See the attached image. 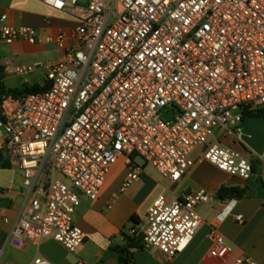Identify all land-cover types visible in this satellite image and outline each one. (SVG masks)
<instances>
[{
    "label": "built area",
    "instance_id": "obj_1",
    "mask_svg": "<svg viewBox=\"0 0 264 264\" xmlns=\"http://www.w3.org/2000/svg\"><path fill=\"white\" fill-rule=\"evenodd\" d=\"M44 3L63 10L79 0ZM87 9L64 58L46 67L49 88L0 104L2 150L26 190L10 234L16 246L52 238L70 252L81 247L85 234L74 220L81 195L97 200L120 159L127 167L121 193L141 180L143 165L172 185L202 161L243 180L264 176V152L222 143L243 144L244 113L264 109V0H87ZM15 40L35 43L38 32L0 26V41ZM174 107L179 113L164 120ZM210 199L204 191L162 194L141 233L131 228L125 237L140 234L146 249L172 259L193 240L203 223L197 207ZM235 204L227 201L218 219ZM210 238V256L224 258V239L215 229ZM233 264L259 263L247 256Z\"/></svg>",
    "mask_w": 264,
    "mask_h": 264
},
{
    "label": "crops",
    "instance_id": "obj_2",
    "mask_svg": "<svg viewBox=\"0 0 264 264\" xmlns=\"http://www.w3.org/2000/svg\"><path fill=\"white\" fill-rule=\"evenodd\" d=\"M87 15V0H79L78 6L67 5L63 10L49 7L44 0H0V18L6 17L4 22L0 21V26L32 27L38 32L35 43L0 41V66L5 71V86L20 89L24 85H43L47 65L64 58L66 49L74 43V29ZM60 34L66 35L61 44L49 42V38L56 39ZM38 62L46 66L27 75L15 72L17 67ZM2 142L0 129V156L9 159L3 154ZM230 143L237 145L232 139ZM243 146L233 148L247 150ZM126 175L127 167L120 159L110 169L97 200L81 195L74 220L84 232L85 241L75 252H70L52 238L43 240L39 246L26 241L20 246L12 243L10 234L23 207L26 190L20 170L12 164L9 167L0 165V264H33L37 258L46 259L50 264H77L80 261L85 264L107 261L110 264H233L236 259L247 256L264 264V176L254 175L243 180L202 161L196 163L180 182L172 185L161 176L147 175L143 167L141 180L121 193ZM223 186L246 188L247 195L233 199L236 204L232 215L219 220L218 215L227 202L217 199V192ZM199 191L211 196L208 203L197 207L203 223L193 240L174 258L146 249L143 241H139L140 234L134 237V245L127 241L125 233L131 228L141 233L148 209L158 196L169 194L183 198ZM236 215H242L243 221H237ZM213 229L224 239L229 250L222 259L210 256Z\"/></svg>",
    "mask_w": 264,
    "mask_h": 264
},
{
    "label": "trees",
    "instance_id": "obj_3",
    "mask_svg": "<svg viewBox=\"0 0 264 264\" xmlns=\"http://www.w3.org/2000/svg\"><path fill=\"white\" fill-rule=\"evenodd\" d=\"M5 78V71L2 66H0V104L3 103V101L6 98H14V99H20L22 97H25L32 93L42 92L49 88L50 83L46 81L43 85L40 84H34V85H24L20 89H12L7 88L4 83ZM259 118L264 121V109H259L256 111H250L245 112L243 115V123H245L250 118ZM4 154V152H3ZM0 165L2 167H9L11 166V163L9 159L5 158L4 155L0 156ZM258 167L254 166V171L257 172ZM245 195H247V189L246 188H239V187H232V186H223L219 189L217 192V199L220 201H228L232 199H240L243 198ZM127 241L134 245V237H126ZM141 243L143 241L142 237L140 238ZM125 251V250H124Z\"/></svg>",
    "mask_w": 264,
    "mask_h": 264
},
{
    "label": "water",
    "instance_id": "obj_4",
    "mask_svg": "<svg viewBox=\"0 0 264 264\" xmlns=\"http://www.w3.org/2000/svg\"><path fill=\"white\" fill-rule=\"evenodd\" d=\"M178 113L179 110L174 107L172 111L164 113L163 118L168 120ZM241 139L247 148L261 155L264 152V121L256 117L247 120L243 125ZM103 264H110V261Z\"/></svg>",
    "mask_w": 264,
    "mask_h": 264
},
{
    "label": "rangeland",
    "instance_id": "obj_5",
    "mask_svg": "<svg viewBox=\"0 0 264 264\" xmlns=\"http://www.w3.org/2000/svg\"><path fill=\"white\" fill-rule=\"evenodd\" d=\"M231 138L230 137H227V138H225L224 140H223V144L224 145H226V146H231L232 148L233 147H242L243 146V144L242 143H240V142H237L236 144V146L235 145H231ZM244 147V146H243ZM235 149V148H234ZM237 150V149H236ZM240 151H244V150H240ZM137 162L139 163V164H142L143 165V163H142V160L141 159H137ZM144 166V169H145V172L147 173V175H149V176H153V177H160V175L158 174V172L153 168V167H151L150 165H143ZM259 171H260V169H258Z\"/></svg>",
    "mask_w": 264,
    "mask_h": 264
}]
</instances>
